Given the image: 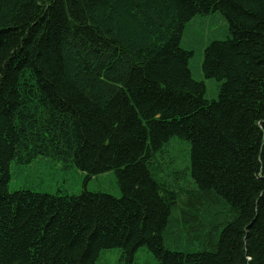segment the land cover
Here are the masks:
<instances>
[{
  "label": "trees",
  "instance_id": "trees-1",
  "mask_svg": "<svg viewBox=\"0 0 264 264\" xmlns=\"http://www.w3.org/2000/svg\"><path fill=\"white\" fill-rule=\"evenodd\" d=\"M207 16L224 21L201 47L212 99L181 44ZM37 157L114 171L120 195L11 191ZM114 248L264 264V0H0V264Z\"/></svg>",
  "mask_w": 264,
  "mask_h": 264
},
{
  "label": "rangeland",
  "instance_id": "rangeland-1",
  "mask_svg": "<svg viewBox=\"0 0 264 264\" xmlns=\"http://www.w3.org/2000/svg\"><path fill=\"white\" fill-rule=\"evenodd\" d=\"M190 27L189 41L185 36L182 39V46L191 49L193 55L189 59V67L196 79H202L206 85V97L215 98L217 94V82L205 79L201 73L202 49L212 39L220 38L224 21L216 16L205 17V22L199 25V20H195ZM176 149L173 154L174 161L171 168L174 167L175 161L186 156L182 147L184 141L175 138ZM188 148V147H187ZM171 157V158H172ZM173 165V166H172ZM176 166V165H175ZM163 170L167 171L168 166L162 165ZM11 177L9 180V189H27L33 192L77 195L83 190L100 191L120 195L119 187L116 183L114 171H107L97 175L86 177L85 173L75 165L64 166V164L51 157H37L26 163L11 164ZM119 249L114 248L103 251L96 264H119ZM125 264V263H124ZM134 264H155L151 254L142 248L138 251Z\"/></svg>",
  "mask_w": 264,
  "mask_h": 264
}]
</instances>
